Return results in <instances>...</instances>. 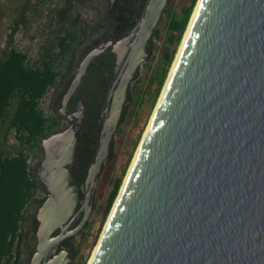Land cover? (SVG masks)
Here are the masks:
<instances>
[{
  "label": "water",
  "instance_id": "1",
  "mask_svg": "<svg viewBox=\"0 0 264 264\" xmlns=\"http://www.w3.org/2000/svg\"><path fill=\"white\" fill-rule=\"evenodd\" d=\"M116 0H109L111 10ZM168 0H146L138 28L92 47L61 99L68 126L42 138L29 264H69L53 248L85 226L91 193ZM115 55L83 201L71 168L86 103L69 104L95 57ZM101 128V131H100ZM90 264H264V0H200L182 49ZM82 212L79 223L69 229Z\"/></svg>",
  "mask_w": 264,
  "mask_h": 264
},
{
  "label": "trees",
  "instance_id": "2",
  "mask_svg": "<svg viewBox=\"0 0 264 264\" xmlns=\"http://www.w3.org/2000/svg\"><path fill=\"white\" fill-rule=\"evenodd\" d=\"M93 0H62L56 11L55 26L42 47L41 62L31 66L27 54L7 45L0 54V264H22V249L28 255L34 250L35 236L25 243L26 231L23 225L24 212L29 204L40 205L47 193L35 181L29 160L39 150V142L50 133L63 128L65 121L57 115L46 116L41 104L44 97L54 91L55 98L62 99L77 69L75 51L78 46L90 39L96 46L103 39L116 35L119 38L133 33L143 17L146 0H116L97 16L96 22L86 27L80 19V10ZM197 0H185L179 12L171 8L164 10L168 20L166 32L160 37V29H154L153 38L162 40V53L154 74L147 79V86L124 106L123 119L136 115V108L149 94V111L154 106L173 63L176 50L182 40ZM94 8V7H93ZM74 11V15L71 13ZM24 10L13 20L9 42L18 25L25 23ZM87 30L89 31L87 33ZM57 50V51H56ZM115 55L110 51L95 57L87 73L73 96L70 104L83 99L86 103V116L80 130L77 145V158L72 167V176L83 186L87 169L93 162L98 149L97 123L106 103V96L115 75ZM155 84L152 94L149 89ZM150 87V88H149ZM61 103V102H60ZM12 135L14 142L9 143ZM117 136L124 137L119 129ZM127 157L122 171L111 180L112 188L106 202L100 207L99 227H101L114 203L121 186L122 176L130 160ZM115 153L106 160H114ZM80 216L78 222L80 221ZM89 227V221L85 224ZM86 233L82 234L84 240ZM65 242V241H63ZM62 242V243H63ZM84 264V262H83Z\"/></svg>",
  "mask_w": 264,
  "mask_h": 264
},
{
  "label": "rangeland",
  "instance_id": "3",
  "mask_svg": "<svg viewBox=\"0 0 264 264\" xmlns=\"http://www.w3.org/2000/svg\"><path fill=\"white\" fill-rule=\"evenodd\" d=\"M184 2L185 0H168L165 9L169 7L175 12H179ZM61 5H62V0H0V54L1 51L4 50L7 47V45H9L10 47L16 49L21 53L27 54L31 66H37L38 64H40L41 52L43 50L42 47L45 45V43L48 40H52L51 33L55 26V19L57 17L56 11L60 8ZM87 5H88L87 7H84L82 10H80L79 14L83 24L86 27H90L92 24H94V22H96L97 16L108 8L109 0H93L92 2H87ZM23 10H24V17L26 18V22L24 24L21 23L18 25L17 29L12 35V39L10 43H8L9 34L11 33V29L13 26V20L16 17V15L21 13ZM71 13L74 15L73 10ZM167 22L168 20L165 18L163 11V14L156 26L160 29L161 38H163L165 35ZM88 32L89 31L87 30V33ZM91 43H92L91 40L88 39L83 44L77 47L74 53L76 57V63H78L86 55V53L92 48V46L91 48L89 47ZM180 44L176 50L175 57L180 47ZM162 47H163L162 40H157L153 37L149 40L147 44V49H148L147 58L145 62L140 64V66L137 68V71L135 72V75L127 88V99L124 106L131 100L132 96L135 95L134 91L132 92V88L134 86H136V94L141 92V89H145V87L147 86V79L150 75L154 74V69L158 64V61L162 53ZM117 70L119 71L120 67ZM118 71L117 72L115 71L114 78H116ZM154 87L155 84L151 88L149 87L150 94L153 93ZM53 93L54 91H50L44 97V100L41 104L43 112L46 116L57 115V110L60 107L61 101L59 96L58 98H55L54 101H52ZM160 94L157 97V100L150 111H149L150 96L149 94H147V96H144L143 98L144 101L142 102V104H140L138 108H136V115L132 117V119L129 117L123 119V112H124V107H123V112L119 120V123L117 125V128L114 132L113 138L111 140L109 147V155L106 158V160L111 156L113 152L115 153V158L110 163H107L106 160L103 162L101 171L95 181L91 193L92 209L90 212V216L87 220V222L89 221V227L86 228L85 225L79 233L66 238L65 240H63L65 242L62 241L63 243L62 242L58 243L53 248L51 255L58 253L59 250H67L69 251V253L66 254L65 258L71 259L69 261V264H83V262L84 264L88 263L93 253V250L99 241L100 235L103 231V228L108 218L107 216L104 224L101 227H99L100 207L103 206L104 203L106 202L108 194L112 188L111 180L119 177L122 168L125 165L127 157L131 152L130 160L122 176V180H121L122 181L121 186H122L124 178L127 174V171L133 160V157L139 146V143L141 142L143 133L145 132V129L149 123L151 115L153 114L154 108L158 102ZM103 119L104 118L100 119V123L97 124V129L99 126H102ZM64 121L65 124L63 128L60 130L65 129L68 126V122L65 119ZM119 129H122V131L124 132L123 138L117 136V132ZM97 138L99 145L100 134L98 133H97ZM8 141L11 144L15 143L12 135L9 137ZM42 159H43V152L41 147L39 146V150L36 153H34L29 160V165L31 166L32 172L34 174V178L36 177V173ZM83 191H84V187L80 186V193H81L80 204L83 201ZM39 206L40 205L31 203L28 205V207L24 212L23 225L26 231V236H25L26 244H29L32 241L31 239L32 235L35 236V232L37 228V221L35 219V215ZM81 215L82 212H80L77 215V217L75 218L69 229L74 228L79 223L78 220ZM83 233H86L84 240H82ZM34 247H36V240L34 242ZM34 251L35 248L33 252ZM33 252L28 255L22 249L20 254L21 263L29 264Z\"/></svg>",
  "mask_w": 264,
  "mask_h": 264
},
{
  "label": "bare ground",
  "instance_id": "4",
  "mask_svg": "<svg viewBox=\"0 0 264 264\" xmlns=\"http://www.w3.org/2000/svg\"><path fill=\"white\" fill-rule=\"evenodd\" d=\"M199 1H200V0L197 1V4H196V6H195V8H194L193 14H192V16H191V18H190V20H189V23H188L187 28H186V30H185V33H184V35H183V39H182V41H181L180 47H179V49H178V51H177V54H176L175 60H174V62H173V64H172V66H171V69H170V71H169V74L167 75V79H166V82H165V84H164V86H163V89H162V91H161V94H160V97H159V99H158V102H157V104H156V106H155V108H154L153 114L151 115V118H150V120H149V123H148L146 129H145V132L143 133V136H142L141 142L139 143V146H138V148H137V150H136V152H135V155H134L133 160H132V162H131V164H130V166H129V169H130V167H131V165H132V163H133V161H134V159H135V157H136V155H137V153H138V150H139V147H140V145H141V143H142V140L144 139V137H145V135H146L147 129H148L149 124H150V122H151V120H152V118H153V115H154V112H155V110H156V108H157V105H158L159 101L161 100L162 94H163L164 89H165V87H166V83H167V81H168V79H169V77H170V75H171V73H172V70H173V67H174V65H175L176 59H177V57H178V55H179V53H180V51H181V49H182V45H183V43H184V37L187 35V33H188V31H189V28H190V25H191V23H192V21H193V17H194V14H195L196 9H197V7H198ZM129 169H128V171H129ZM128 171H127V174H126V176H125V178H124L123 184H122V186L120 187V190H122V188H123V186H124V182L126 181V178H127V176H128ZM115 202H116V201H115ZM115 202H114V204H113V206H112V208H111V212H112V209H113V207H114V205H115ZM111 212H110V214H111ZM110 214L108 215L107 221H108L109 218H110ZM107 221H106V223H107ZM105 226H106V224H105ZM105 226H104V228H103V231H104V229H105ZM103 231H102V233H103ZM102 233H101L100 237L102 236ZM99 241H100V238H99ZM99 241H98V243H99ZM98 243H97V245H98ZM97 245L95 246V248H94V250H93V253H92V255H91V257H90V259H89V261H88L87 264H90V263H91V260H92V258H93V256H94V252H95V249H96Z\"/></svg>",
  "mask_w": 264,
  "mask_h": 264
},
{
  "label": "flooded vegetation",
  "instance_id": "5",
  "mask_svg": "<svg viewBox=\"0 0 264 264\" xmlns=\"http://www.w3.org/2000/svg\"><path fill=\"white\" fill-rule=\"evenodd\" d=\"M116 36V35H115ZM118 37V36H117ZM69 107L70 108H73L74 107V105H72V104H69ZM57 115L60 117V115H59V108H58V110H57ZM62 118V117H61Z\"/></svg>",
  "mask_w": 264,
  "mask_h": 264
}]
</instances>
